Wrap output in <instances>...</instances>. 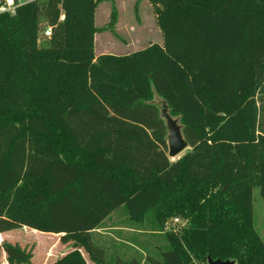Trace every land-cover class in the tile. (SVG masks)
I'll return each mask as SVG.
<instances>
[{"label": "trees", "instance_id": "1", "mask_svg": "<svg viewBox=\"0 0 264 264\" xmlns=\"http://www.w3.org/2000/svg\"><path fill=\"white\" fill-rule=\"evenodd\" d=\"M148 1L163 42L125 54L96 53L101 0L0 13V232L59 234L72 249L47 264H264V0ZM156 95L190 146L176 160ZM115 212L152 232L186 225L163 232L159 257L109 258L94 234ZM3 250L34 256L3 241L0 264Z\"/></svg>", "mask_w": 264, "mask_h": 264}, {"label": "rangeland", "instance_id": "2", "mask_svg": "<svg viewBox=\"0 0 264 264\" xmlns=\"http://www.w3.org/2000/svg\"><path fill=\"white\" fill-rule=\"evenodd\" d=\"M40 1L44 2L45 0ZM113 7L117 8L118 18L114 25H110ZM96 25L99 28L95 36L97 40V43L95 42L96 53L105 51L106 48L103 50L102 47L107 46L108 43L113 47H118L119 50H114L115 53L125 54L149 43L163 42L161 28L148 0H119V2L117 0H101L97 8ZM41 26L39 42L40 45L46 46L48 37L44 35V30L47 27L44 15H41ZM155 102L162 112L165 109V101L156 95ZM175 118L180 123L179 117ZM189 149L185 150L181 156ZM254 219L255 227L264 239V197L261 195L259 187L254 189ZM183 226L182 222L174 224L169 220L163 232L177 231ZM163 232H152L149 230V225L132 223L126 219L123 212H115L111 218L103 222L94 237L98 243L107 248L109 258L115 250L125 258L136 255L144 260L148 254L159 257L161 251L167 248L168 241ZM45 234L47 235L40 237L29 229L17 228L8 231L6 237L27 248L32 247L35 250H40L37 255L33 256L30 263L23 264H47L72 249L69 243L61 242L55 233ZM47 247L48 250L45 251ZM83 252L89 263H92L88 254L84 250Z\"/></svg>", "mask_w": 264, "mask_h": 264}, {"label": "water", "instance_id": "3", "mask_svg": "<svg viewBox=\"0 0 264 264\" xmlns=\"http://www.w3.org/2000/svg\"><path fill=\"white\" fill-rule=\"evenodd\" d=\"M162 117L166 120L168 128V155L172 160L180 158L181 154L190 148L187 140L184 137L182 132V125L178 123V120L171 115L169 106L165 101V109L161 112ZM210 264H235L234 260H213L212 258L208 259Z\"/></svg>", "mask_w": 264, "mask_h": 264}, {"label": "crops", "instance_id": "4", "mask_svg": "<svg viewBox=\"0 0 264 264\" xmlns=\"http://www.w3.org/2000/svg\"><path fill=\"white\" fill-rule=\"evenodd\" d=\"M118 2H119V0H117ZM98 8V7H97ZM119 9V8H118ZM96 15H97V9H96ZM97 40H96V37H95V42H96ZM97 43V42H96ZM95 43V44H96ZM103 48V50L105 49V51H102L101 53H97V55H100V54H103V53H114V54H120V53H115L116 51H114V50H119L118 49V47H113L112 45H110L109 43L107 44V46L105 45V47H102ZM109 48H111V49H109ZM113 48V49H112ZM116 48V49H115ZM110 50H112V51H110ZM138 50V49H137ZM133 52V51H132ZM114 214H112L109 218H111L112 216H113ZM109 218H107V219H109ZM106 219V220H107ZM105 220V221H106ZM104 221V222H105ZM23 229H29L33 234H38V235H40V237H44L45 235H47V234H45L44 232H40V231H37V230H34V229H30V228H28V227H23ZM97 231H98V229H97ZM8 231H6V232H0V244L3 242V241H10V240H8L7 239V237H6V233H7ZM56 236H58L59 238H60V235L59 234H56ZM10 242H12V241H10ZM35 249L33 248V251H34ZM48 250V247L47 248H45V251H47ZM40 250H35L34 251V256L35 255H37V253L39 252ZM7 255H6V252L3 250L2 251V253H1V264H9L8 263V261H7Z\"/></svg>", "mask_w": 264, "mask_h": 264}, {"label": "built area", "instance_id": "5", "mask_svg": "<svg viewBox=\"0 0 264 264\" xmlns=\"http://www.w3.org/2000/svg\"><path fill=\"white\" fill-rule=\"evenodd\" d=\"M35 0H26L25 3L21 4V0H14V3L12 6H8L7 3H6V0H0V7H4L6 10L5 11H0V13H9V14H15L17 9L22 6V5H25L27 3H30V2H33ZM52 33V28L51 26H48L46 27V29L44 30V35L45 36H50ZM172 223L174 224H177V223H184V225H186V222L185 221H182V219L180 217H174L172 220H171ZM198 264V263H196ZM208 264H210L208 262Z\"/></svg>", "mask_w": 264, "mask_h": 264}, {"label": "clouds", "instance_id": "6", "mask_svg": "<svg viewBox=\"0 0 264 264\" xmlns=\"http://www.w3.org/2000/svg\"><path fill=\"white\" fill-rule=\"evenodd\" d=\"M26 0H21V4L25 3ZM6 3L8 6H12L14 3V0H6ZM6 9L4 7H0V11H5Z\"/></svg>", "mask_w": 264, "mask_h": 264}]
</instances>
